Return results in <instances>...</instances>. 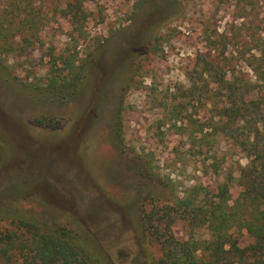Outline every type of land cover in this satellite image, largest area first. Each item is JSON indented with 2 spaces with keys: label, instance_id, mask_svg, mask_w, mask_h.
Listing matches in <instances>:
<instances>
[{
  "label": "rangeland",
  "instance_id": "obj_1",
  "mask_svg": "<svg viewBox=\"0 0 264 264\" xmlns=\"http://www.w3.org/2000/svg\"><path fill=\"white\" fill-rule=\"evenodd\" d=\"M68 1L78 0H24V10L14 17L8 14L14 0H0V24L4 17L11 23L9 37L0 39L6 67L0 73V182L36 194L37 199L17 204L41 218L51 209L62 224L84 223L117 264H130L135 257L157 260L162 249L141 227L138 189L145 191L143 204L150 209L154 201L171 199L167 183L179 195L195 184L214 187L230 173L238 176L249 162L220 132L209 137L211 148L202 152L198 139L212 128L201 132L200 124L222 102L212 98L203 106L196 97L188 104L180 94L190 85L199 56L210 54L248 82L243 88L247 99L264 95L256 75L259 66L264 70V51L256 47L263 37L264 0H146L144 6L142 0H81L87 18L78 21L79 27L61 13ZM169 1L177 4V12L140 54L129 58L128 84L114 88L112 75L135 41V25L141 33L156 16L152 11ZM30 15L34 26L21 30L20 21ZM98 52V68L74 101L58 106L33 95L66 61L87 63ZM113 95L119 98L116 104ZM118 109L121 152L109 141ZM214 119L221 122L217 115ZM212 155L222 161L220 174L210 170ZM21 173L34 187L27 188ZM239 190L233 185L232 196ZM14 229L0 221V232ZM173 231L187 240L193 230L175 222ZM194 234L209 237L204 226L194 228Z\"/></svg>",
  "mask_w": 264,
  "mask_h": 264
},
{
  "label": "trees",
  "instance_id": "obj_2",
  "mask_svg": "<svg viewBox=\"0 0 264 264\" xmlns=\"http://www.w3.org/2000/svg\"><path fill=\"white\" fill-rule=\"evenodd\" d=\"M22 1L14 0L8 14L17 17L24 10ZM145 3L146 0H142L143 6ZM83 4L81 0L68 1L61 8V13L78 26V21L87 18L82 15L85 14ZM149 4H153L152 1ZM154 10L152 12L156 16L141 33L138 32L141 29L135 25L136 38L129 45L127 57L122 61L117 58V68L112 75L114 88L128 84L130 63L127 61L143 51L153 33L177 12V4L169 1L163 8ZM5 20L6 17L1 19L0 39H7L10 35L11 23ZM34 24L30 15V18L25 17L20 21L19 28L31 29ZM259 39L256 47L264 51V30L263 37ZM92 55L87 63L66 61L65 68L53 70L55 73L52 72L49 83L39 87L37 95H33L58 106L77 99L98 68L99 52ZM4 68L0 60V73H4ZM261 68L256 69V75L264 83V70ZM230 74L229 69L215 57L202 54L196 67L189 73L190 85L181 89L180 97L188 98V104L198 97L203 106L212 98L221 100L222 107L215 108L217 113L200 124L201 132L212 128L211 132L202 134L198 139L202 152L211 148L209 137L220 132L245 153L248 164L240 167L238 176L230 173L227 180L214 187L202 184L188 186L182 195L167 183L171 199L164 204L154 201L150 209H145L146 204H143L145 191L138 189L135 202L143 205L141 227L161 246L162 256L157 260L142 262L140 257H135L130 264H264V95L247 99L243 88L248 82L234 76V73ZM107 93L110 92H104L105 96H108ZM117 100L119 98L113 95L111 102L116 104ZM187 107V104H182L183 109ZM118 110L119 117L114 115L112 119L109 141L121 152L124 140L121 111ZM216 115L220 117V123L215 121ZM190 137L195 140L193 133ZM211 159L210 170L220 174L222 161L216 155L209 157ZM21 181L25 182L27 188L34 187L24 179L22 173ZM7 183L3 180L0 182V221L10 222L15 229L0 232V264H117L103 240L84 223L72 221L62 224L51 209H47L46 217L41 218L33 209H24L17 204L30 197L37 199V196L34 197L36 194L28 193L31 191L29 189L21 192ZM233 185L240 189L236 197L231 193ZM175 222H185L193 230L187 240L176 237L173 231ZM203 226L208 230L209 237L197 239L194 228ZM244 235L251 240L245 241Z\"/></svg>",
  "mask_w": 264,
  "mask_h": 264
}]
</instances>
